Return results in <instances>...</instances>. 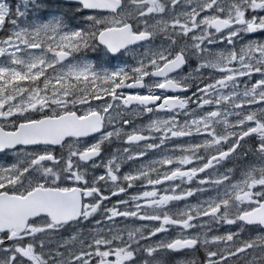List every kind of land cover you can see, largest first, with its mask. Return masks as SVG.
I'll list each match as a JSON object with an SVG mask.
<instances>
[{
	"label": "snow or ice",
	"instance_id": "6c2138e0",
	"mask_svg": "<svg viewBox=\"0 0 264 264\" xmlns=\"http://www.w3.org/2000/svg\"><path fill=\"white\" fill-rule=\"evenodd\" d=\"M0 32V264H264V0H0Z\"/></svg>",
	"mask_w": 264,
	"mask_h": 264
},
{
	"label": "flooded vegetation",
	"instance_id": "af4514ba",
	"mask_svg": "<svg viewBox=\"0 0 264 264\" xmlns=\"http://www.w3.org/2000/svg\"><path fill=\"white\" fill-rule=\"evenodd\" d=\"M141 122H143V123H146L147 122V118H145L143 121H141ZM115 145H113V147H114ZM10 157H1V160H4V159H9ZM149 158H151V156L149 157ZM126 170V169H125ZM115 201H112V203H114ZM194 202V201H193Z\"/></svg>",
	"mask_w": 264,
	"mask_h": 264
},
{
	"label": "rangeland",
	"instance_id": "374dc122",
	"mask_svg": "<svg viewBox=\"0 0 264 264\" xmlns=\"http://www.w3.org/2000/svg\"><path fill=\"white\" fill-rule=\"evenodd\" d=\"M17 2H18V0H12L13 5H15V3H17ZM0 35H4V33L0 32ZM0 160H1V157H0Z\"/></svg>",
	"mask_w": 264,
	"mask_h": 264
}]
</instances>
